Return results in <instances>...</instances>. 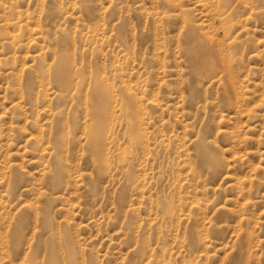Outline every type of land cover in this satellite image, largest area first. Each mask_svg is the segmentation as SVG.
<instances>
[{
  "label": "rangeland",
  "instance_id": "obj_1",
  "mask_svg": "<svg viewBox=\"0 0 264 264\" xmlns=\"http://www.w3.org/2000/svg\"><path fill=\"white\" fill-rule=\"evenodd\" d=\"M0 264H264V0H0Z\"/></svg>",
  "mask_w": 264,
  "mask_h": 264
},
{
  "label": "bare ground",
  "instance_id": "obj_2",
  "mask_svg": "<svg viewBox=\"0 0 264 264\" xmlns=\"http://www.w3.org/2000/svg\"><path fill=\"white\" fill-rule=\"evenodd\" d=\"M97 86H98V85H97ZM107 87H108V86H107ZM96 90H97V89H96ZM100 90H101V89H100ZM101 91H102V90H101ZM101 91H100V92H101ZM104 91H105V90H104ZM102 92H103V91H102ZM96 94H98V93H96ZM101 94H102V93H101ZM99 96H100V95H99ZM97 97H98V96H97ZM99 98H100V97H99Z\"/></svg>",
  "mask_w": 264,
  "mask_h": 264
}]
</instances>
